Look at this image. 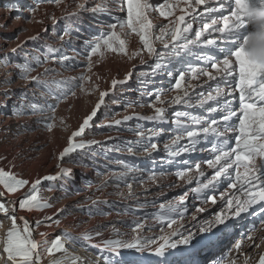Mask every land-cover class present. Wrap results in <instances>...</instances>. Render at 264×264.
Returning <instances> with one entry per match:
<instances>
[{"label": "rangeland", "instance_id": "1", "mask_svg": "<svg viewBox=\"0 0 264 264\" xmlns=\"http://www.w3.org/2000/svg\"><path fill=\"white\" fill-rule=\"evenodd\" d=\"M17 1L29 3L22 9L18 7ZM17 1L12 4L11 9L9 7L4 9L2 16L8 15L11 20L6 23V27L1 25L3 21L0 20V44L6 42L11 51V55L7 57L0 56V168L12 169L18 178L26 179L30 183L46 175L60 176L58 164L71 175L54 181H42L38 186L36 195L42 201L50 203L52 205L50 208L28 212L19 210L17 204L14 213L11 211L7 215L0 213V264H13L3 251L7 232L11 229V220L8 218L11 215H15L17 227L21 230L23 222L27 221L25 216L31 217L32 222L29 225L33 228V238L36 239L37 236L42 240L47 239L49 245L56 237H63L67 226L71 227L68 233L70 239L66 243L63 242L64 239L62 240L65 248L72 250L73 253L75 249L84 247L87 253L99 260L97 262L92 256L85 257L81 254L76 260L80 262L79 264H104V257L108 254L101 250L103 241L118 238L113 225L121 234L119 238L130 240L135 235L131 229L137 222L146 223L142 237L155 240L156 244L150 245L144 251H122L118 264H135L138 258L144 260L152 258V264H170L177 262L180 257H185V251L174 260L167 255L163 258L154 255L155 248L163 243L161 237H167L172 231L167 228V221L172 219L175 213L168 211L157 213L151 205L153 200L144 204L141 197L145 193L144 188L164 184L165 169L173 167L176 162L173 160L172 163H168L172 159L164 162L163 170L155 162L161 150L159 142L162 138L166 136L170 141L178 132L167 134L161 129L159 121L145 119L155 116L154 108L148 105L152 103L155 107L166 108V102L178 94L183 95V91L170 90L160 93L161 100L165 103L156 104V96L149 93L157 92L155 90L157 81H167L169 72H164V78L160 80L158 75L152 73L154 58L143 51V46L135 35H129L127 38V55L105 52L103 57L97 55L91 61L86 59L89 50L86 42L108 32L110 30L108 25L126 19V12L121 11L119 6L110 8L108 13H92L80 12L78 6L85 3V0H63L59 4L47 0ZM101 2L102 0H87L85 7H96ZM166 2L167 0H150L154 7ZM182 7L187 6L180 4L174 9L170 6L169 10L173 14L168 20L153 12V22L156 25L171 27L177 16L186 14L179 11ZM75 12L80 14L72 16L71 14ZM65 33L67 35H64ZM156 34H159L158 31ZM61 35H64L63 40L59 38ZM169 44L171 47L170 40ZM154 47L158 52H169L158 41L154 43ZM133 53L139 54L133 56ZM64 56L75 59L61 62ZM188 57L187 61L192 59ZM185 63L183 62L184 65ZM25 67L33 71L28 74V80L21 78L25 75ZM45 69L49 71L45 72ZM18 73L21 75L20 78ZM34 73L35 77H39V81L29 82L31 81L29 77ZM129 73H132V76L128 83L118 84L115 89L112 88L114 80L123 81ZM172 74L174 76L175 71ZM189 78L186 77V82H190ZM144 82L148 85H142ZM57 83L60 84L59 88ZM182 88H187V83L182 84ZM69 89L71 91H68ZM72 91L75 95L71 94ZM63 92H67V95L58 101L55 97L62 95ZM103 92H109L105 97V103L85 134L74 141L85 142L90 146L71 153L64 161H59L60 152L69 146L72 134L79 130L83 121L95 110ZM33 103L38 109L30 107ZM125 117L131 119L125 121ZM116 120L123 123L116 126ZM43 122L51 123L52 130H47ZM140 132L146 134L145 139L139 137ZM151 143L157 144V150L149 148V151H145L140 147ZM23 145L29 153H26ZM128 147L134 148V154L127 151ZM256 163L259 164L261 161L257 159ZM126 168H131L132 172L122 179H116V174ZM129 185L132 196H129ZM237 186L239 189V185ZM0 188L2 189V186ZM27 191L25 188L15 194H6L11 200L3 201L10 209L12 203L17 202ZM221 192V196L225 194ZM215 195L219 197V194ZM227 199H229L227 195L223 200L217 199L216 204L222 203L221 206L206 202L208 204L200 207L203 209L202 212L190 209L187 216L176 221L173 228L184 234L197 233L200 226L212 220L216 214L227 212ZM193 216L196 217L195 220L192 219ZM47 217H55L60 223L47 227L45 225L51 223L46 220ZM38 220L44 221V225L37 228L35 225ZM262 223L264 218L261 217L252 223L251 230H256ZM190 226L191 230L188 231ZM96 231L102 232V235L90 241L81 238L86 233L95 236ZM172 239L178 240L179 237ZM208 243L212 244V241ZM263 243L258 242V245L264 253ZM52 256L55 259L62 257L61 253ZM52 256L45 254L43 257ZM43 257L41 262L45 259ZM211 259L208 257L203 264H208ZM47 263L51 264L48 261ZM16 264H19V261H16ZM224 264L245 262L237 255L234 260H228Z\"/></svg>", "mask_w": 264, "mask_h": 264}, {"label": "snow or ice", "instance_id": "2", "mask_svg": "<svg viewBox=\"0 0 264 264\" xmlns=\"http://www.w3.org/2000/svg\"><path fill=\"white\" fill-rule=\"evenodd\" d=\"M45 2V0H41ZM47 2L59 4L63 0H47ZM87 0H85V3ZM254 3L264 6V0H253ZM85 3L79 4L80 12L92 13H108L110 8L119 6L121 11L126 12V19L108 25V32L100 34L94 40L86 42L87 51L86 59L91 61L94 56L103 57L105 52L127 55L128 36L135 35L139 38V43L143 46V51L149 57L155 59L152 73L154 75H162L164 71L174 62L183 56H190L201 61L200 66H189L187 71L181 70L175 78L174 85L170 90L183 91V95L174 97L171 103L176 105H185L189 108L196 107L203 109L208 115L199 116L191 114L187 111H177V118L184 117L190 124H182L179 119L174 123L177 125L178 134L174 136L170 142L165 145V149L170 157H178L185 153H194L201 143H207L208 138L215 139V143L211 146L213 158L207 160L206 166L213 170V175L206 177L202 170L201 164L195 165L196 172V187L191 191L197 195H202L206 191L214 189L219 182L224 179L229 181L230 189H237L241 195H234L227 199V212H221L215 217L202 224L197 233L188 232L184 234L179 229L173 228L176 224L175 219L167 221V228L172 229L167 237H161L163 243L158 245L154 250V255L157 257H165L168 250L177 249L180 246L191 248L197 242L198 235L209 236L216 228L221 226L228 227L229 221L240 218L242 214H249L253 209L256 214L264 213V64L254 62L249 59L248 54L244 50V43L247 40L249 26L242 13L246 10L249 0H167L166 3H161L159 6H153L150 0H102L96 7L86 8ZM184 4L187 7H182L179 11L191 15V19L186 20L185 15L177 16L172 21V26L156 25L153 22L152 13L156 12L164 20H168L173 14L170 11V6L174 9L177 5ZM212 4L206 9L205 13L192 15L197 12L196 6H204ZM191 9V12H189ZM80 13H72V16H78ZM220 14V15H213ZM194 24L200 25L194 31ZM183 25V27H182ZM158 31L159 34H156ZM64 35H67L65 33ZM64 35L59 38L63 40ZM165 37H168L166 39ZM171 41V47L169 44ZM163 45L164 49H168L166 54L158 52L154 47L155 42ZM231 47H225V46ZM196 48H207L209 51L197 53ZM216 53H221L218 56ZM133 53L132 55H138ZM75 59V57L64 56L61 62ZM210 68V70H209ZM89 70L91 68L89 67ZM32 71L31 68L25 67L21 78L28 80V74ZM49 71L45 69V72ZM171 76V72L168 73ZM132 73L123 81L114 80L112 88L115 89L118 84L128 83ZM201 76L206 77L208 82L216 81L215 85H208V90L205 93L201 91L196 97H193L187 88H191L195 92L196 88H203V84L193 85L191 82H186V77H190L192 81L198 80ZM39 77H32L29 82H38ZM187 83V88H182V84ZM47 87V85H45ZM57 87L60 84L57 83ZM68 91H71L69 89ZM167 91L159 89L155 93L149 95L156 96V104L165 103L161 100L160 93ZM233 91L239 94L237 112L232 99ZM75 95V92H71ZM67 92L56 96L58 101H61ZM109 92L101 94L100 102L96 105L95 110L83 121V125L79 130L72 134L69 140V146L64 148L58 156L59 161H64L71 153L77 150H82L90 146L85 142H74L77 138L85 134L86 129L94 121L101 106L105 103V97ZM210 102H214L213 106L206 107ZM30 107L34 110L38 109L36 104H31ZM148 107L154 108L155 116L145 119L160 120L163 122L166 116L164 107H155L149 103ZM54 110V109H53ZM43 111V110H41ZM220 112L223 114L222 120L211 118ZM141 118V117H137ZM131 117H125V121ZM238 121V122H237ZM123 123L121 120H116L115 125L119 126ZM44 127L51 131L53 125L43 122ZM112 127V125H109ZM151 132V130H149ZM143 140L146 138L144 132L138 134ZM187 140L188 143L175 149L182 140ZM234 139L235 145L229 147L231 140ZM145 150H157V144L140 145ZM119 151V149H115ZM127 151L134 154V148L128 147ZM259 159L261 163L257 164ZM169 160L168 163H172ZM184 164H189L188 160L182 161ZM60 176L46 175L42 179H36L34 182H29L26 179L18 178L10 169L5 170L0 168V213L8 214L9 211L15 212L18 209L23 211H43L50 208L52 205L46 201H42L36 195L38 186L42 181H54L59 178L70 177V172L58 164ZM132 172L131 168H126L123 172L116 174V179H122ZM178 179L187 184L193 183V177L189 170H182L176 173ZM155 182V180L153 181ZM129 187V196H132L131 185ZM27 188V193L17 202H13L11 208H8L6 202L3 201L5 194H15L22 189ZM224 194L220 198H225ZM207 202L215 204L214 196H208ZM180 204L185 201L181 199ZM259 205V208L256 206ZM162 212L164 206H161ZM168 212H175L178 215H183L182 211H178L175 206L169 205ZM202 208H197L196 212H202ZM59 215V212L56 214ZM11 220V229L7 232L5 246L3 251L7 254L9 261L16 264H41L42 257L47 254L49 256L55 253H66L65 244L62 242L67 237H56L51 241L50 245L46 240L37 241L33 238V228L27 221L23 222V229L17 227L15 215L8 217ZM196 219L195 216L192 217ZM50 221L47 227L52 224L58 225L60 221L55 217H47ZM44 225V221L38 220L35 227ZM146 228L145 222H137L131 229L135 234L130 240L119 238L121 234L115 225L113 230L118 238L108 239L103 241L101 250L108 255L104 257V264H118V259L124 250L144 251L150 245L156 244L155 240L142 237V233ZM44 234L41 233V236ZM102 235V232L96 231L95 236L92 233L83 234L81 237L85 241H90L95 237ZM172 237H179L178 240H173ZM252 240V236L247 237ZM259 245H257L258 247ZM237 250L241 249V244L235 245ZM51 264H65L64 258L56 259ZM71 264H77L76 259H73ZM259 264H264V255L259 258Z\"/></svg>", "mask_w": 264, "mask_h": 264}, {"label": "bare ground", "instance_id": "3", "mask_svg": "<svg viewBox=\"0 0 264 264\" xmlns=\"http://www.w3.org/2000/svg\"><path fill=\"white\" fill-rule=\"evenodd\" d=\"M8 1H10V2H8ZM8 1L7 0H0V20L3 21L1 24L3 27L10 20L8 15H5L6 16V17L4 16L5 18L2 16L5 12L4 11L5 7L6 8L9 7L11 9L13 7L12 4L13 3L15 4L17 0H8ZM28 3H29L28 1H22V2L17 1L18 7H20V8L22 7V9H24L28 5ZM1 6H4V7L1 8ZM209 6H213V5L209 4V5H204V6H198L197 12L192 13V15H198L199 16L200 14L205 13L207 7H209ZM184 15L186 17V20L191 19V15H189L188 13H186ZM213 15H220V14H213ZM182 27H183V25H182ZM198 27H201V26L194 24V26H193V37H194V31ZM34 51L36 52V50H34ZM194 51L197 53H204L206 51H209V49H207V48H196V49H194ZM10 52L11 51H10L9 47L7 46V43L3 42V44L0 46V56L4 55L7 57V56L11 55ZM186 57L187 56H183V57L179 58L178 60H174V62L164 72H166V73L171 72V74H172V72L175 71V75L173 76V74H172L171 76H168V78H167L168 82L166 80L165 81H157V83H156L157 85L155 86L156 87L155 90H159V89L167 90V91H164L162 93H166V92L170 91L171 86L174 85V83H175L176 76L179 74V72L181 70L185 71L188 69L189 66H200V64H201L200 60L192 58L189 56L192 59L191 60L188 59L189 61H187ZM183 62H186L185 65L183 64ZM154 63H155V59L153 61L151 68H153ZM173 67H175V69H171ZM163 75L164 74L158 75V79L159 80L162 79ZM20 76L21 75L18 73V78H20ZM31 76L35 77L36 75L34 73V75H31ZM31 76L29 77L30 80L32 78ZM153 78H154V76H153ZM189 81L193 85H196V84H203L204 85L203 88H196L195 92H193V90L191 88H188L189 89L188 92L191 95H193V97H196L198 95V93H200L201 91H204L206 93L208 90L209 84H211V85L216 84V81L208 82L207 78L203 77V76H201V78L199 80H196V82H192V80L190 78H189ZM145 83L146 82L142 83V85H144ZM145 85H148V84H145ZM157 87H158V89H157ZM238 97H239V94L234 92V91H233V97H228V99L233 100V104L235 105L237 112L239 111V109H238ZM172 101H173V99L166 102L167 106L165 108L166 109L165 120L163 122H161L160 120H157V121H159L158 123L161 124V129L166 131L167 134L172 135V133L176 134L178 132L177 125L174 123V121L177 119H179L182 124H190V121H188L184 117L177 118L175 116V112H177V111H189V113L199 115V116H207L208 115L203 109L196 108V107L189 108L183 104L176 105L174 103H171ZM213 104H214V102H211V103H209V105H206V107H211V106H213ZM222 117H223V114L220 112H217L214 115V117H211V118H216V119L222 120ZM20 121H21V119H20ZM146 128H147V126H146ZM146 132H147V130H146ZM170 139H171V137H170ZM169 142L170 141L166 138V136L163 137L162 140L159 142L161 150H160V153H158V155L156 154L157 155L156 158L154 157L155 162H157V165L162 167V170L165 168V167H163L164 162L168 161L169 159H172V161L174 160V162L176 160V162L174 163L173 167L165 169V177L166 178H164L165 179L164 184L158 185V186H153V187H150L149 189H148V187L144 188L145 193H143V191H142L141 193H143V195L140 194L141 197L144 199V204L149 203L150 200L152 199L153 202H151V205L153 206V208L156 210L157 213L162 212V209H161L162 205L164 206V211H163L164 213L167 212V208L169 205L175 206L178 211L183 212L182 216L178 215L177 213L174 212L175 214H174L172 219H175L176 221H178L179 219H184L187 216V213H188V211H190V209L196 210L197 208H200L201 205H205V203L207 202L206 198L208 196H214L216 199V202H217V199L220 198V196H221V194H220L221 191H222L221 193L227 194L229 199L232 198L234 195H237V196L241 195V193H239L238 186H237V189H235V190L230 189L228 187L229 181L227 179L222 180L221 182H219L217 184V186L214 189L206 191L202 195H197L196 193L191 191L192 188L196 187V175L197 174L195 172V165L197 163L201 164L202 170L205 172L206 177H210L211 175L214 174L213 170L208 169L206 166V163H205L207 160L213 158V153L211 152L210 149H211L212 144L215 143L214 138L209 137L207 143L199 144L198 149H200V150H197L196 152L191 153V154L185 153V154L178 156V157H175V158L170 157L168 155V153H165L166 152L165 145H167ZM187 143H188V141L186 139L182 140L179 145L175 146V149H178L180 146H183L184 144H187ZM234 145H235V141H234V139H232L229 147H232ZM23 147L26 148L25 145H23ZM26 153H29V150L27 148H26ZM184 160H188L189 164L182 163V161H184ZM182 170H189L190 171V175L193 177V183L192 184H187L184 181L178 179L176 173L179 171H182ZM11 171H12V169H11ZM0 191H2V189ZM215 194H219V197H217ZM3 199H5V201L11 200V198L6 196V194H5V197ZM181 199H183L185 201L184 204L179 203V201ZM208 203H206V204H208ZM210 204H212V203H210ZM221 204L222 203H220V204L215 203L216 206H221ZM226 208H227V205H226ZM256 208H259V207H256ZM25 217L27 218V222L31 224V222H32L31 217H29V216H25ZM261 217L264 218V213L257 215L256 210L253 209L251 211V213L242 214L240 218H236V219L229 221L228 227L221 226L219 228H216L214 230V232L209 236L198 235L197 242H195L194 246L191 248L180 246L177 249L168 250L167 256L170 257L171 260H174L175 257L178 256L183 251L186 252L185 257H180L177 262H173V263L170 262V264H203L204 260L208 259V257L212 258L211 260H209L208 264H224L228 260H231V261L234 260L235 256H237V255L241 257V260H243L245 262V264H259V258L261 255H264V253L260 249L261 246L257 247V245H258V242H264V223L260 224L259 227L254 231L251 230L253 227L251 225L253 222L260 220ZM137 219H138V217H137ZM233 225H236V226H233ZM191 227L192 226H190L188 231L191 230ZM70 231H71V227L69 228V226H67L64 230V234H67V237H69L70 235L68 236V233H70ZM64 234H63V236H64ZM248 236H252L253 239L249 240L247 238ZM40 239L42 240V238L36 236L35 240L39 241ZM67 240H69V239L65 238L63 240V242L66 243ZM46 241H47V239H46ZM210 241H212L213 245L208 243ZM206 243H208V244H206ZM237 243L241 244L240 250H237L235 248V245ZM263 245H264V243H263ZM66 250H67L66 253H61L62 257H60V258H64L65 264H71L72 260L73 259L77 260L78 259L77 256H79L81 254H82V256H85V257H88V256L91 257L92 256L91 254L87 253V251L84 247L75 249L76 251H74L73 253H71L72 250H69L68 248ZM210 255H211V257H210ZM53 257L54 256H52L50 258L43 257L45 259L43 260V262H41V264H49V263H47V261L51 263L53 260H56ZM60 258H58V259H60ZM92 258H94V260L97 259L96 256H94V257L92 256ZM151 259L152 258H145V260H144V259L138 258V259H136L135 264H152L153 261ZM96 261L98 262L99 260H96ZM79 263L80 262H77V264H79Z\"/></svg>", "mask_w": 264, "mask_h": 264}, {"label": "clouds", "instance_id": "4", "mask_svg": "<svg viewBox=\"0 0 264 264\" xmlns=\"http://www.w3.org/2000/svg\"><path fill=\"white\" fill-rule=\"evenodd\" d=\"M242 15L249 26L244 50L250 60L264 64V6L249 0L248 6Z\"/></svg>", "mask_w": 264, "mask_h": 264}]
</instances>
